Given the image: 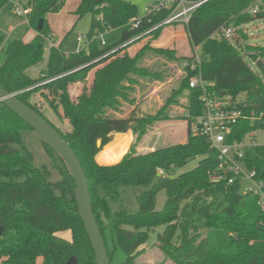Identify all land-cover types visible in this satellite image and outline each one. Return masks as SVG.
I'll list each match as a JSON object with an SVG mask.
<instances>
[{"label":"trees","instance_id":"obj_1","mask_svg":"<svg viewBox=\"0 0 264 264\" xmlns=\"http://www.w3.org/2000/svg\"><path fill=\"white\" fill-rule=\"evenodd\" d=\"M67 1L29 0L24 34L32 30L35 36L26 43L23 35L7 36L0 22V87L16 94L73 150L88 182L93 214L109 259L120 248L127 254V262L133 261L149 232L165 226L157 239L159 249L176 264H264V214L255 198L241 193L240 181L228 185L230 174L221 181L212 180L218 173L217 154L206 138L189 132L190 121L202 111L200 91L188 86L189 78L196 74L211 84L216 98L226 102L229 110L243 115L232 126L228 142H239L246 134L264 129V80L246 64L238 36L233 45L214 35L220 26L226 25L237 28L242 40H246L240 27L264 18L246 12L254 0H190L201 1L183 27L190 50L200 51L198 68L184 71L185 76L163 98V105L154 116L135 115L131 111L124 118L113 113L121 112L124 105L135 107L136 91L144 89L140 80L164 83L169 78V70L164 68L166 61H190L194 56L143 46L115 78L111 79L109 71L103 69L96 76L92 96L73 107L60 89L63 82L73 76L83 78L88 71L120 53L125 44L150 35L156 39L169 11L143 18L135 29L132 27L137 19L134 4L124 0H79L75 16L78 19L87 14L92 16L84 37L85 46L66 54L60 46L52 45L45 69L38 79L32 80L27 70L41 62L45 38H50L46 16L59 13ZM259 1L264 5V0ZM8 2L0 0V18ZM39 20L43 21V28L37 32ZM122 27L126 29L116 43L98 47L100 35ZM245 49L247 57L264 72L263 49L250 45ZM151 55L162 57L164 63L143 66V60ZM51 85L61 90L65 114L74 120L69 133H62L28 101L30 94ZM241 95L243 99L237 100ZM180 99L186 101V141L137 153L136 144L148 132V126L169 120L170 106ZM29 130L32 129L26 123L0 104V227L4 229L0 236V264H38V260L40 264H66L71 256L77 258L78 264H95L94 252L78 214L73 180L63 161L58 163L44 144L52 165L48 168L34 164L31 153L21 145L22 133ZM129 131L134 135V143L118 162L102 166L94 162L100 150L96 146L98 139L103 147L112 141L113 135ZM192 159H198L196 166L177 178L157 174L158 169L171 174ZM244 166L264 179V146L247 149ZM53 170L59 175L55 181L51 179ZM129 188L146 189L135 197L137 209L130 212L121 206L113 211L112 205L119 204ZM161 190L165 191L166 200L163 208L156 211L155 200ZM106 231L112 249L107 244ZM64 233L69 236L65 237Z\"/></svg>","mask_w":264,"mask_h":264},{"label":"rangeland","instance_id":"obj_2","mask_svg":"<svg viewBox=\"0 0 264 264\" xmlns=\"http://www.w3.org/2000/svg\"><path fill=\"white\" fill-rule=\"evenodd\" d=\"M130 2L136 6L137 18H141L144 15V9L147 6L153 4L156 0H124ZM79 0H68L63 8L57 14H49L46 16L47 26L50 30V39L53 45L60 46L61 50L66 54H72L78 51V48L84 47V41L82 43H77L76 38L78 36H83L88 33L90 22L92 16L87 14L82 18L78 19L74 11ZM5 16L8 18L11 16V6L8 5L5 9ZM3 15V16H4ZM2 22V18H0ZM21 24V23H20ZM25 25V24H24ZM26 26V25H25ZM25 26L22 24L19 26L20 29L12 37L17 35H22L25 32ZM184 25L179 23L165 24L162 29H160V34L155 39L153 36H145L136 41L130 43L129 45H123L124 49L118 53L116 56L112 57L105 63L88 71L83 78L77 79L76 77H71L64 81L62 88L67 95L68 101L71 106L75 107L77 105H82L83 100H86L95 89V79L98 74L109 71L108 75L111 79L115 78L118 72L124 70L129 59L132 58L143 46H148L158 49H170L175 53L183 52L182 54H193L200 55L198 48L190 50L188 45L187 35L184 31ZM126 27L117 28L114 30H109L108 32L100 35L98 37V47L105 48L116 43L122 32ZM238 30V29H237ZM241 33L246 36V40H242L241 34L237 31V35L240 38L241 50L243 56L245 57L246 64L251 68V70L264 80V72L259 71L253 63V61L248 58V53L245 49L247 45L260 47L263 49V59H264V18L256 19L244 26L240 27ZM7 31V30H6ZM35 32L29 30L24 36L23 40L29 41L31 36ZM104 43V46L101 43ZM256 53L260 51L255 50ZM47 51L43 54V59L38 64L30 67L27 70V75L32 80L38 79L40 72L46 67ZM164 59L160 56H149L143 60L142 65L145 67H150L154 64L160 62L164 63ZM264 64V61H263ZM181 61H166L165 67L169 70V78L166 82L161 83L154 81L152 83H144L140 80V85L144 88H138L136 91V103L135 107L124 105L121 112L113 113L116 117H127L131 111L135 112V115H149L154 116L159 108L163 105V98L168 96L170 90L176 86L181 78H183L184 71L182 70ZM176 68H180L182 73H178ZM113 70V71H112ZM47 83V82H44ZM54 85L42 87L35 93L30 94L28 101L31 105L37 108V110L44 115L56 128H58L62 133H69L72 130L74 120L67 117L64 108L62 106L60 95L61 90ZM243 96H239L237 100H242ZM228 102V101H227ZM186 101L180 99L176 105L170 106V111H168L169 120L166 121H155L152 125L148 126V132L144 135L143 139L136 144L135 151L137 153H147L157 148H162L170 145L173 140L174 142H179L184 139V130L180 127L182 122H187V113L185 110ZM128 140L129 151L132 143H134V135L131 131L124 134ZM254 135V139L250 140V137ZM129 137V139H128ZM175 138V139H173ZM117 140L116 134L112 136V141L101 147V140L96 141L97 148H100L99 152L94 156V162L100 166L110 165L103 164L97 161V155H99L106 146L114 143ZM246 144H258L264 145V129L255 130L250 132L245 138ZM21 145L31 153L33 157V162L36 166L42 167L47 166L48 168L52 165V160L49 155H47L43 143L40 141L39 137L33 130L25 131L21 135ZM126 152V153H127ZM125 153V154H126ZM124 154V155H125ZM198 159H192L188 164L179 170H173L171 174H166L163 177L177 178L179 175L188 172L193 169L197 164ZM114 164V163H113ZM242 168V180L240 181L241 189L249 186V182L244 179V174L246 175L248 169L244 166ZM52 180L55 181L59 179L58 173L53 170ZM145 188H129L122 197V201L117 205H112V210L117 211L121 206L125 207L130 212L137 209V203L135 197L141 192L145 191ZM166 200V194L164 190H161L156 196L155 210L159 211L163 208ZM165 226H159L151 230L148 234V239L146 243L139 247V253L135 259L131 262H127V254L120 248H116L113 251L110 264H176L169 260L159 249L157 239L160 234H162ZM131 230V228H127ZM65 237L69 236V233L63 234ZM105 238L110 249H112L111 240L109 232H105Z\"/></svg>","mask_w":264,"mask_h":264},{"label":"built area","instance_id":"obj_3","mask_svg":"<svg viewBox=\"0 0 264 264\" xmlns=\"http://www.w3.org/2000/svg\"><path fill=\"white\" fill-rule=\"evenodd\" d=\"M29 0H9L8 5L11 6V14L22 21L23 24H28V15L30 9L28 7ZM201 1L190 0H156L150 6L144 9V15L141 18H137L133 23V28H138L143 18L150 17L152 15L161 13L166 10L169 11V15L161 22V24H173L179 23L186 25L192 15V12L200 5ZM246 12L251 16L258 14L264 16V5L259 0L249 6ZM237 28L222 25L214 34L217 38H223L226 41L236 45L235 39L237 38ZM7 36H10L7 34ZM239 37V36H238ZM77 43L85 42L83 36L76 38ZM104 46V43H101ZM50 38H45V52L52 46ZM200 55H194L190 61L182 62V70L195 71L200 64ZM188 86L190 89H197L200 91V103L202 107L201 115L192 119L189 123V132L192 136H202L206 138L209 147L217 154L218 161V173L211 177L214 181H221L226 178L227 174H230V178L227 180L228 185L233 184L236 181H241L242 166L244 167V152L251 147H258L264 145H258L255 143L246 144L245 138L250 133L246 134L244 138L237 142H228V136L230 135L231 128L242 117V113L239 111H233L228 109L226 102L219 101L210 83L204 81L200 74H196L189 78ZM254 135L250 137L251 141L254 139ZM249 172L244 174V179L249 182V186L241 189V193L245 196L255 198L256 204L264 214V179L258 178L254 170H248ZM157 174L159 176L166 175L163 170L158 169Z\"/></svg>","mask_w":264,"mask_h":264},{"label":"water","instance_id":"obj_4","mask_svg":"<svg viewBox=\"0 0 264 264\" xmlns=\"http://www.w3.org/2000/svg\"><path fill=\"white\" fill-rule=\"evenodd\" d=\"M42 28L43 21L39 20L36 26V31L40 32ZM0 104L9 109L36 133L40 141L52 150L53 157L58 163L63 161L74 183V197L78 208V214L94 252V263L110 264L111 261L107 254L105 242L100 234V230L93 214L88 182L83 168L73 150L46 120L22 103L17 98L16 94H10L1 87ZM3 232V227H0V236ZM66 264H78V260L71 256Z\"/></svg>","mask_w":264,"mask_h":264},{"label":"bare ground","instance_id":"obj_5","mask_svg":"<svg viewBox=\"0 0 264 264\" xmlns=\"http://www.w3.org/2000/svg\"><path fill=\"white\" fill-rule=\"evenodd\" d=\"M117 140L106 146L104 150L97 155V161L103 164H113L118 162L127 152L128 140L124 134H117Z\"/></svg>","mask_w":264,"mask_h":264},{"label":"crops","instance_id":"obj_6","mask_svg":"<svg viewBox=\"0 0 264 264\" xmlns=\"http://www.w3.org/2000/svg\"><path fill=\"white\" fill-rule=\"evenodd\" d=\"M78 4H79V2H78ZM78 4H77V6H78ZM76 6V7H77ZM5 14V13H4ZM2 23H3V30H4V32L6 33V34H8V35H10L11 36V34H14V33H16L17 31H18V29H20V25L22 24L23 26H25L23 23H22V21L21 20H19V19H17V18H15L12 14H11V16L10 17H6L5 15L3 16L2 15ZM21 23V24H20ZM7 30V31H6ZM27 33V32H26ZM25 33V34H26ZM24 33L22 34L23 36L25 35ZM33 37H34V34L31 36V38H30V40H32L33 39ZM29 40V41H30ZM29 41H25V40H23V42H29ZM55 46V45H54ZM183 52H180V54H182ZM178 54V53H177ZM176 70H177V72L178 73H182V71H181V69L180 68H176ZM118 118H124V116H122V117H119L118 116ZM180 127L181 128H183V130H184V133H185V135H184V139H181L179 142H174L175 140H173V142L170 144V145H173V144H181V143H184L185 141H186V139H187V134H188V122H182L181 123V125H180ZM117 135V134H116ZM128 139H129V137H128ZM173 139H175V138H173ZM40 260H38V264H40Z\"/></svg>","mask_w":264,"mask_h":264}]
</instances>
